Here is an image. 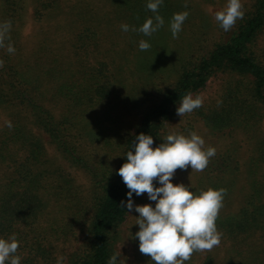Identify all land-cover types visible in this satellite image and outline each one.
I'll return each mask as SVG.
<instances>
[{"label": "trees", "instance_id": "16d2710c", "mask_svg": "<svg viewBox=\"0 0 264 264\" xmlns=\"http://www.w3.org/2000/svg\"><path fill=\"white\" fill-rule=\"evenodd\" d=\"M211 1L164 0L153 13L146 6L149 0H0V26L10 24L0 34V238L15 235L17 256L28 251V260L39 258L51 237L78 240L84 230L82 245L68 264H107L130 213L121 205L126 206L129 189L117 173L135 137L149 134L155 145L181 98L204 88L214 73L242 77L229 91L231 102L217 114V126L250 130L262 120L264 63L256 45L264 35V0H253L230 30L218 24L219 38L204 52L201 44L195 48L200 39L190 33L201 28L198 7ZM183 12L188 16L174 38L172 17ZM157 14L163 26L151 36L138 31L149 18L155 24ZM122 24L130 30L122 31ZM141 40L151 45L148 50L139 49ZM9 45L14 52L7 51ZM82 49L98 51L92 52L94 62ZM145 52L156 55L158 65L160 56L174 57L171 68L162 63L165 73L142 88V98L134 95L133 108L143 98L149 103L134 132L122 133V126L114 124L119 119L110 115L113 110L120 115L128 102L119 89L118 84L126 85L120 72ZM102 54L114 73L100 61ZM94 133L102 138H92ZM50 144L86 171L91 181L87 193L75 186ZM223 159L210 170L220 173L209 188L225 193L215 221L225 254L220 243L206 251L200 264H264V139L256 142L249 185H240L235 162ZM245 169L238 167L241 173ZM132 199L135 206L140 196ZM143 257L154 264L150 256Z\"/></svg>", "mask_w": 264, "mask_h": 264}, {"label": "clouds", "instance_id": "9594fccd", "mask_svg": "<svg viewBox=\"0 0 264 264\" xmlns=\"http://www.w3.org/2000/svg\"><path fill=\"white\" fill-rule=\"evenodd\" d=\"M163 2L149 0L146 6L153 13H158ZM187 16V12L173 15L170 30L174 38L182 30ZM242 16L240 0H227L226 7L216 12L215 20L224 31H228ZM163 23V18L157 14L155 24L149 18L138 31L151 36ZM9 28V23L0 26V34ZM121 29L124 32L130 30L128 24H122ZM150 46L144 40L139 42L141 51L148 50ZM7 51L12 53L14 48L9 45ZM202 103L199 96L185 95L177 106L176 115L183 118L186 113L200 108ZM7 126L11 128V122ZM204 144V139L196 132L187 136L173 132L154 147L153 136L142 132L135 137L133 149L127 152L126 162L118 170L117 174L129 189L126 206L123 201L121 205L129 212L134 209L138 213L136 224L139 230L135 237L139 240V251L150 256L154 264H185L195 251L211 250L221 242L215 221L222 206L224 190L209 188L194 195L189 186L174 183L172 179L177 169L184 170L190 166L199 172L208 166L216 150L214 147L205 149ZM154 180H157L158 187ZM144 193L150 201L156 202L154 207L151 203L134 206L133 194L140 196ZM17 249L15 235L0 238V264H20ZM118 258L119 253H114L107 264H117Z\"/></svg>", "mask_w": 264, "mask_h": 264}, {"label": "rangeland", "instance_id": "374dc122", "mask_svg": "<svg viewBox=\"0 0 264 264\" xmlns=\"http://www.w3.org/2000/svg\"><path fill=\"white\" fill-rule=\"evenodd\" d=\"M200 1V0H195ZM253 0H240L241 3V11L244 14L248 7H251ZM192 5L189 9V12L194 11L195 7L193 6L194 3L190 2ZM227 5V0H212L211 2H204L203 4L198 7L203 14H198L199 16L203 17L197 21L200 25V29L196 30V32L190 33V37L194 40H199V44H195V48L201 44L204 46V52H207L210 46L216 42L219 38V23L215 20L216 12L224 9ZM31 22L27 24L24 29V32L29 34L31 29ZM258 44L256 45L258 50V56L260 60L264 63V35L258 40ZM170 49V48H168ZM82 53L86 54V58L91 63L94 62L92 58V52L96 55L98 51H85L84 49L81 50ZM141 58L138 55L137 59L135 57L131 62V68L126 63L124 69L121 70V77L125 79V87L119 85V89L128 96L127 104L125 110H119V114L117 111H111L112 118H118L119 120L116 121L115 127L118 125L122 126V133L124 130L130 129V131L134 132L138 123L142 118V110L145 107V104L149 102H145L144 98L141 99L140 103L136 105L134 108L132 107L134 102V95L136 94L138 99L142 98V88L148 84V82L154 80L159 75L165 73L164 70L166 68H171L172 61L170 60L173 57L164 58L161 57V64H156L157 57L152 53L145 52ZM170 53L175 54L174 51H170ZM194 55V54H192ZM107 63L105 66L106 68L110 69L111 73H114L112 70V65L110 64V60L104 59L103 54L100 55V61ZM126 60L124 61V63ZM136 63V64H134ZM162 63H166L165 66ZM99 68V67H98ZM107 71V72H108ZM109 71V72H110ZM241 76L236 75V73H231L229 71H218L214 73L209 80L207 81L204 88L199 91L194 92L191 94L193 97L199 96L203 103L200 108L193 110L191 113H186L183 118L180 116L175 115L167 120L164 123L162 131L160 133V139L154 145L158 146L160 143L163 142V139L169 133H178L189 135L191 132H196L199 134L205 141L204 148L207 149L208 147H214L216 150L215 156L211 157L209 160L208 166L203 171H195L192 170L189 166L187 169H177L175 175L173 176L174 183H183L186 186H189L190 190L193 191L194 195L199 194L201 191H205L209 189L211 180H216L219 178L220 169L216 171H210L215 167L220 166L221 163L224 161L223 157L229 158L233 165V168H236L235 174H238V178L240 180V185H249L252 176L250 175L251 165H252V155L254 153L256 142L260 139H264V116L262 120L254 125L250 130H243L237 126L231 127H219L217 126L219 121H216L217 114L221 113L229 103L231 102L229 91L232 86L239 83L241 80ZM114 79V78H113ZM246 80V79H245ZM244 80V81H245ZM115 81V79H114ZM111 81L112 83L114 82ZM176 81V77L170 79L167 84L174 83ZM115 83V82H114ZM137 85V88L134 86ZM141 87V88H139ZM155 88L158 87L157 85L154 86ZM160 87L162 85L160 84ZM159 88V87H158ZM152 88H148L147 92H151ZM146 94L143 95V97ZM121 109V108H119ZM127 112V113H126ZM124 121L128 124L124 125ZM131 122V123H130ZM110 123V122H109ZM109 123H107L109 125ZM120 123V124H119ZM113 124V123H111ZM221 124V123H220ZM125 127V128H124ZM46 138L48 136L46 135ZM92 138H102L99 136V133H94ZM91 153H95V149L91 143L89 146ZM50 150L54 153L55 157L59 160L61 166L65 169V172L69 174L70 177L74 179V183L76 187L81 188L86 193L91 185V181L89 175L86 173L85 170L81 169L78 165L73 163L70 159L64 157L60 154L57 149L54 148L53 145L50 144ZM119 150V149H118ZM116 151L117 157L120 155V151ZM116 158V156H115ZM120 158V156H119ZM237 163V164H236ZM243 166L246 168L241 173L238 170V167ZM247 170V171H246ZM155 186H159L157 180H154ZM80 189V190H81ZM151 203L153 207L155 206V201H150L148 199L147 193L140 195V199L135 203V205H144ZM139 219L138 213L135 212L133 209L130 212L124 221V223L120 227V235L116 242V253H119V258L117 264H151L150 261H147L143 254L139 251V240L135 237V233L139 230V225L136 224L137 220ZM58 235L51 237L48 243L47 252L41 255L39 258L29 259L28 251L24 253L25 255H21L20 257V264H68L71 258L74 256V253L82 245L83 239L85 237L84 230L79 231V238L78 240L71 236L69 239H65L63 237L58 238ZM222 243V250L223 255L225 254V241L220 238ZM51 244V245H50ZM207 251V250H206ZM206 251H195L191 259L186 261L185 264H200L202 259L206 255ZM27 262H25V261Z\"/></svg>", "mask_w": 264, "mask_h": 264}]
</instances>
